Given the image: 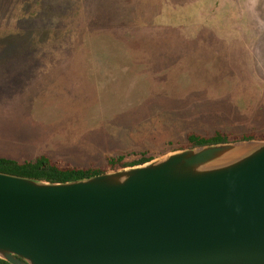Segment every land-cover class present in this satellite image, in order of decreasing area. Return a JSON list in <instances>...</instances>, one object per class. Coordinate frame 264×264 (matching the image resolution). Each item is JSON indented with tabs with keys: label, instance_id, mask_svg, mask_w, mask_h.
I'll use <instances>...</instances> for the list:
<instances>
[{
	"label": "rangeland",
	"instance_id": "1",
	"mask_svg": "<svg viewBox=\"0 0 264 264\" xmlns=\"http://www.w3.org/2000/svg\"><path fill=\"white\" fill-rule=\"evenodd\" d=\"M0 60L2 155L20 160V127L41 116L104 172L190 148L189 133L264 141V0H0Z\"/></svg>",
	"mask_w": 264,
	"mask_h": 264
},
{
	"label": "water",
	"instance_id": "2",
	"mask_svg": "<svg viewBox=\"0 0 264 264\" xmlns=\"http://www.w3.org/2000/svg\"><path fill=\"white\" fill-rule=\"evenodd\" d=\"M67 182L0 172L9 264H264V141Z\"/></svg>",
	"mask_w": 264,
	"mask_h": 264
},
{
	"label": "crops",
	"instance_id": "3",
	"mask_svg": "<svg viewBox=\"0 0 264 264\" xmlns=\"http://www.w3.org/2000/svg\"><path fill=\"white\" fill-rule=\"evenodd\" d=\"M6 60L13 59L16 62H23V63H42V60H36L34 56H5ZM42 56H40L41 59ZM5 60H0V63H3ZM78 62V61H77ZM34 66H32L33 69ZM35 68V67H34ZM38 71H43L44 73L49 70V67H44L39 65L37 67ZM35 79H33L31 84H27L24 86L25 88H28L30 86L35 85ZM57 85L58 83L55 82ZM53 82H50V85H55ZM33 89V87H31ZM29 92H31L29 89H27ZM33 91V90H32ZM33 93V92H32ZM37 109V108H36ZM44 110H51V109H57V105L52 106H45L43 107ZM44 117H39V119L34 120L32 118L31 123L28 124V126L25 128L20 127L22 131H25L26 133H31V138L30 140H26L22 142L21 144L14 143L15 145L20 146L17 150L25 152L24 155H20V160L17 159L18 156H6L0 154V158L3 159H9L13 160L17 163H25V162H32L35 159L39 157H45L49 159L52 162H58V161H63L64 163L68 164L70 168H79V169H86V168H99L96 167V162L95 159L91 160L90 156L88 154H91L92 149L87 150V153H84L82 155H78L76 153H73L72 150L67 149L66 152L61 150L62 146H60V139L59 137L62 135H68L72 134L75 135L77 134V130H72L69 128H62L58 123L53 124V122L50 121H45ZM87 155L88 157H85ZM29 156V157H27ZM66 161V162H65ZM105 161V159H104ZM104 163V162H103ZM101 164V162L99 163ZM95 166V167H94Z\"/></svg>",
	"mask_w": 264,
	"mask_h": 264
},
{
	"label": "trees",
	"instance_id": "4",
	"mask_svg": "<svg viewBox=\"0 0 264 264\" xmlns=\"http://www.w3.org/2000/svg\"><path fill=\"white\" fill-rule=\"evenodd\" d=\"M28 34V36H30L29 31ZM22 39L25 41L27 38L22 37ZM252 139V136H242L237 139V141H245ZM186 140L189 144L188 147L190 148L209 144L230 142V140L226 136L220 134L219 132H215L212 136L207 138L199 137L198 135L189 133L186 135ZM234 141H236V139ZM123 159V156H118L117 158L109 157L107 159V164L114 169L116 168V166L124 168L127 166L138 165L149 161V159L141 158L131 164H125L122 163ZM0 172L4 174H10L35 180L58 183L97 176L103 174L104 170L100 168H62L59 166L58 162H52L45 157H39L32 162L25 163H17L13 160L0 158ZM0 264L9 263L0 259Z\"/></svg>",
	"mask_w": 264,
	"mask_h": 264
}]
</instances>
